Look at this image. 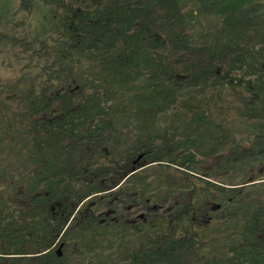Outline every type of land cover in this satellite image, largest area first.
<instances>
[{"label":"trees","instance_id":"obj_1","mask_svg":"<svg viewBox=\"0 0 264 264\" xmlns=\"http://www.w3.org/2000/svg\"><path fill=\"white\" fill-rule=\"evenodd\" d=\"M0 52V264H264V0H0Z\"/></svg>","mask_w":264,"mask_h":264},{"label":"rangeland","instance_id":"obj_2","mask_svg":"<svg viewBox=\"0 0 264 264\" xmlns=\"http://www.w3.org/2000/svg\"><path fill=\"white\" fill-rule=\"evenodd\" d=\"M202 24H203V22H202ZM1 54L2 53L0 52V78L4 81V84L5 83L6 84L11 83L10 82L11 80L16 79V78H20L21 75H25V73H23V71L25 69H23L21 67V65H20L21 63H19V62H21L20 60H18L19 62H17L16 60H14L13 56H11V58H10L11 59V63L8 64L9 59L8 58H5V56H3V59H1L2 58ZM22 65L24 67H27V66H25V63L24 62H22ZM14 109L16 110L17 107L14 108ZM14 109H13V112H15ZM4 137L5 136H3V138ZM3 142H4V140H3ZM136 163L139 165L138 162H136ZM140 164H144V162H141ZM149 168L150 167L146 168L147 169V172L150 171ZM155 169H157V168H155ZM169 176H170V178H171V180L173 182H178L179 184L185 183L184 176H182V175H180L178 173L172 172V173H170ZM112 200L117 201V195H114ZM110 211L111 210H109L108 212H110ZM117 218H118V216H117ZM132 219H133L132 217H126L124 221L125 222H128V224H131L133 226L134 225V222H133Z\"/></svg>","mask_w":264,"mask_h":264}]
</instances>
